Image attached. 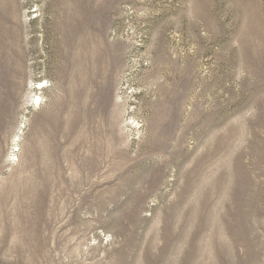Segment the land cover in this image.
<instances>
[{
	"label": "rangeland",
	"instance_id": "1",
	"mask_svg": "<svg viewBox=\"0 0 264 264\" xmlns=\"http://www.w3.org/2000/svg\"><path fill=\"white\" fill-rule=\"evenodd\" d=\"M0 264H264V0H0Z\"/></svg>",
	"mask_w": 264,
	"mask_h": 264
},
{
	"label": "bare ground",
	"instance_id": "2",
	"mask_svg": "<svg viewBox=\"0 0 264 264\" xmlns=\"http://www.w3.org/2000/svg\"><path fill=\"white\" fill-rule=\"evenodd\" d=\"M11 71H13V70H11ZM14 72L17 73L18 71H17V70H14ZM19 74H20V71H19ZM41 86H42V85H41ZM41 86H40V87H41Z\"/></svg>",
	"mask_w": 264,
	"mask_h": 264
}]
</instances>
